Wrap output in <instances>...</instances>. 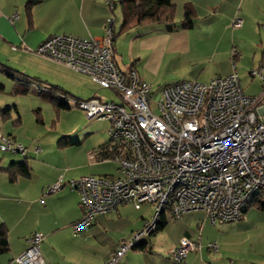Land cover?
<instances>
[{
  "label": "crops",
  "instance_id": "crops-1",
  "mask_svg": "<svg viewBox=\"0 0 264 264\" xmlns=\"http://www.w3.org/2000/svg\"><path fill=\"white\" fill-rule=\"evenodd\" d=\"M30 1L0 0V85L3 86L0 91V114L1 111H7L6 118L0 122V134L11 136L28 149V154L22 156L24 161L17 158L19 154L1 153L3 156H0V224H5L8 229L10 245L8 252L0 255V264H10L26 251L30 238L36 233L45 236L41 245L45 264H106L122 242L129 241L144 228L146 221L153 215V207L143 205L137 210L132 205H126L115 213L97 216L89 229L96 225L105 228L116 220L114 214H120L127 206H132L137 211L146 208L145 214L139 215V219L132 223V231L135 230L136 233L131 231L119 243H113L108 252L90 253L80 248V241L86 236L72 230V225L82 218L80 194L67 183L84 176H110L108 173L99 174L97 169L109 162L90 163L88 160L89 152L106 145L109 140L106 141L103 134L101 142L86 150L81 161L75 153H70L69 160L72 164L62 168L56 164V157L61 159L57 153L68 150L73 145L70 141L61 139L49 143L46 142L47 139L43 141L41 133L34 137L31 131L26 130L21 116L12 127H8L7 122L12 119L14 112L18 113L19 98H30L32 93L40 96L44 103L53 106L57 112L52 97L46 95L49 92L48 86L77 100L99 98L100 88L88 76L75 71L68 72L62 64L38 56L34 51L46 39L56 35L101 39L106 34L107 19L114 17V52L118 66L125 73L136 72L141 80L152 86L153 91L157 87L156 91L159 93L178 83L193 82L183 79H199L209 67H219L221 63L229 62L230 58L234 64L233 50L243 47L235 40L226 38L228 30H231V23L238 16L245 19L237 32L251 27L253 21L257 24L261 21L258 26L262 27L264 0H171L176 8L174 29L170 30L166 24H149L125 32L121 28L123 0H116L113 10L109 8L108 0H37L28 11ZM186 7L192 8L195 13L194 24L189 29L181 26ZM236 56L235 64L240 59V54L237 53ZM7 70L14 71L17 78L9 75L10 71L7 73ZM231 73L216 72L208 81L200 83H208L216 77H225ZM23 75L44 83L46 87L41 89L31 86L28 93H17L18 84L24 81ZM8 83L13 86L11 93L14 98L5 97L6 90L9 91ZM14 100V104H11ZM34 105L37 103L34 102ZM36 115L37 123L43 126L42 113L38 111ZM32 157L35 158L34 165L32 164L34 167L30 165ZM22 162L29 164L30 176L17 175L12 178L9 172L12 164ZM60 177L63 179V187L47 194V189ZM199 214H204V217L197 218ZM162 220L165 222L164 227L152 236L159 232L162 235L173 233L171 249L176 248L183 238L199 241L200 248L188 255L187 264H264V245L243 256L244 259L242 256L217 255L220 249L215 256L211 255L212 251L203 237V228L206 224L211 225L204 211L187 212L180 219H173L170 213H165ZM141 245L143 244L128 251L119 264H174L170 257L154 255L147 248H139Z\"/></svg>",
  "mask_w": 264,
  "mask_h": 264
},
{
  "label": "built area",
  "instance_id": "built-area-1",
  "mask_svg": "<svg viewBox=\"0 0 264 264\" xmlns=\"http://www.w3.org/2000/svg\"><path fill=\"white\" fill-rule=\"evenodd\" d=\"M116 2L107 1L110 10ZM114 23V17L107 19L101 39L56 35L34 51L88 76L119 99L60 98L84 111L89 121L110 123L109 144L89 152L88 160L119 166L117 176L68 181L67 185L80 194L82 211V218L72 225L74 233L86 231L97 216L115 213L121 206L132 205L137 210L143 205L153 207L144 228L121 243L106 264H119L139 240L152 236L165 213L180 219L187 212L204 211L211 225L236 222L264 193V66L250 72L262 84L257 96L245 94L234 52L230 75L208 83L182 82L167 87L153 108L152 86L134 71L123 72L115 60ZM242 26L241 18L232 23L234 29ZM0 152L26 156L28 149L11 136L0 134ZM62 187L60 177L47 194ZM44 239L42 233L34 234L26 251L10 264H45L41 253ZM199 248V241L183 238L169 257L174 264H187L188 255ZM208 248L213 253L219 251L214 243Z\"/></svg>",
  "mask_w": 264,
  "mask_h": 264
},
{
  "label": "rangeland",
  "instance_id": "rangeland-1",
  "mask_svg": "<svg viewBox=\"0 0 264 264\" xmlns=\"http://www.w3.org/2000/svg\"><path fill=\"white\" fill-rule=\"evenodd\" d=\"M261 7L263 8V6ZM120 14L121 12L119 10V17L121 16ZM237 18L244 19L239 16ZM260 23L261 21L258 22V24ZM258 24L256 21H253L251 27L247 28L245 31L237 32L238 29H234L231 23V30H228L226 36L227 39H233L243 47V49H238L237 46H235L237 49L233 50L240 54V59L235 65L243 90L246 94L253 96H257L261 93L262 84L257 77H251L250 72L257 68L261 63L264 65V32L262 27L258 26ZM232 64L230 58L229 62L226 61L225 63H221L219 67L214 65L209 67L208 70L202 73L199 79H196L195 77L194 79L188 80L187 78L190 77H186L183 81L206 82L209 80L210 76L216 72L219 74H229L233 72ZM66 69L68 72H74L68 67H66ZM75 76L77 75L75 74ZM8 85L9 91L6 90L5 97L14 98L15 96L11 93V91H13V86L11 83H8ZM156 88L157 87H155V90L153 91V108H155L160 97V92L157 93L158 91H156ZM99 93L102 100L119 101L117 95L111 90L99 89ZM19 99L21 100L17 104L18 113L14 112L12 114V119L7 122L8 127H12V125L19 120V116H21V120L24 121L26 130L31 131V134L34 137H37L41 133L43 141L47 139L46 142L49 143H51V141L57 142L61 139L64 141H70L73 145H71L68 150L57 153L61 159L58 160V157H56V164L62 168L72 164L69 160L70 153H75L81 161L83 153L86 150L88 151L93 148L92 145L101 142L103 134L106 136V141L110 139V123L104 120L89 121L85 116V112L79 108L71 106L70 109H62L57 113L53 106L51 107L49 104L44 103L40 96L35 93L30 94V98ZM14 102L15 100L11 104H14ZM34 102H36L37 105H34ZM38 111L42 113L44 120L43 126L37 123L38 115L36 114ZM5 122L3 124V132H5ZM45 149L48 150L50 148ZM2 154L0 152V156H3ZM52 155L54 156L55 154ZM21 157L22 156L17 155L18 159L24 161L25 158ZM34 159V157L30 158V165L32 167H34ZM97 169L100 171L99 174L108 173L110 176H116L119 173V166L115 162L103 164L98 166ZM260 199L264 202V195H262ZM253 201L247 207V211L244 214L245 217L240 221L221 222L217 225L206 224V227L203 228L205 244L209 245L210 243H214L220 249L218 254L212 252L211 255L215 256L217 254L223 256L231 255L243 257L253 253L255 250L257 251L259 249L257 247L264 245V210L259 209ZM145 210L146 208L142 211H137L132 206H127L121 210L120 214H114L116 220L105 228L96 225L91 229L79 233V235L86 236L85 239L80 241V248L90 253L108 252L113 243H119L121 238L128 236L133 230V221L139 219V215H144L146 212ZM199 215L200 216H197V218L201 216L204 217V214ZM132 233H136L135 230L132 231ZM173 235V233L172 235H162L159 232L155 236L142 238L136 243V246L147 244V250H151L150 253L169 258V252L172 250L171 242L174 239Z\"/></svg>",
  "mask_w": 264,
  "mask_h": 264
},
{
  "label": "trees",
  "instance_id": "trees-1",
  "mask_svg": "<svg viewBox=\"0 0 264 264\" xmlns=\"http://www.w3.org/2000/svg\"><path fill=\"white\" fill-rule=\"evenodd\" d=\"M37 0H31L28 5V11L32 9ZM123 8V21H122V32L128 31L132 28L149 25V24H166L171 29H174L173 22L175 20L176 8L172 4L171 0H123L121 2ZM195 13L192 8L186 7L184 12V18L181 26L185 29L192 28L194 24ZM10 70H7V73ZM14 71H10L9 75L16 76ZM20 74V73H18ZM24 76V75H23ZM24 81L18 84L16 89L17 93L26 94L28 93L31 86L41 88L46 87L44 83L33 79L27 78V76L23 77ZM49 92L46 94L49 97L51 96L53 101L55 102L56 111L59 113L62 109H69L70 106L60 99L61 97L69 98L67 94L61 92L54 87L48 86ZM3 90V86L0 85V91ZM79 100V99H78ZM5 113L1 111L2 120L5 119ZM110 141V139H109ZM109 144V142L101 147H105ZM12 178H15L17 175L29 177L31 173L30 166L27 162L22 163H14L12 164L9 170ZM264 193H260L255 199L254 204L259 207V209L264 210V202L261 201V196ZM165 225V222L162 220L158 226V230L162 229ZM156 231V232H157ZM10 248L9 240H8V229L5 224H0V255L8 252ZM134 248H137L135 245ZM139 248L145 250L147 248V244L141 245Z\"/></svg>",
  "mask_w": 264,
  "mask_h": 264
}]
</instances>
